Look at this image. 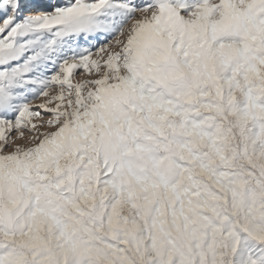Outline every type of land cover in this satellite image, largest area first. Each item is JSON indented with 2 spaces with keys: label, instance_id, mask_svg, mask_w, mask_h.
<instances>
[{
  "label": "snow or ice",
  "instance_id": "snow-or-ice-1",
  "mask_svg": "<svg viewBox=\"0 0 264 264\" xmlns=\"http://www.w3.org/2000/svg\"><path fill=\"white\" fill-rule=\"evenodd\" d=\"M0 264H264V0H0Z\"/></svg>",
  "mask_w": 264,
  "mask_h": 264
}]
</instances>
